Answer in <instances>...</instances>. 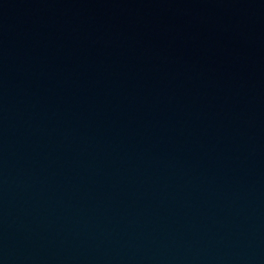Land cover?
Masks as SVG:
<instances>
[{
  "label": "water",
  "instance_id": "obj_1",
  "mask_svg": "<svg viewBox=\"0 0 264 264\" xmlns=\"http://www.w3.org/2000/svg\"><path fill=\"white\" fill-rule=\"evenodd\" d=\"M0 264H264V0H0Z\"/></svg>",
  "mask_w": 264,
  "mask_h": 264
}]
</instances>
